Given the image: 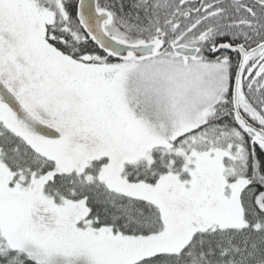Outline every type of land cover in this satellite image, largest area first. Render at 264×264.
I'll return each mask as SVG.
<instances>
[{"label":"snow or ice","instance_id":"6c2138e0","mask_svg":"<svg viewBox=\"0 0 264 264\" xmlns=\"http://www.w3.org/2000/svg\"><path fill=\"white\" fill-rule=\"evenodd\" d=\"M0 264H264V0H0Z\"/></svg>","mask_w":264,"mask_h":264}]
</instances>
